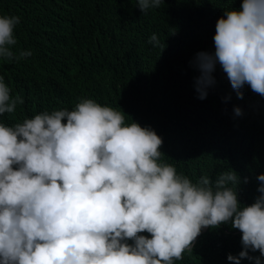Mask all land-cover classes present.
Segmentation results:
<instances>
[{
	"label": "clouds",
	"instance_id": "1",
	"mask_svg": "<svg viewBox=\"0 0 264 264\" xmlns=\"http://www.w3.org/2000/svg\"><path fill=\"white\" fill-rule=\"evenodd\" d=\"M163 3L137 0L143 14ZM19 24L0 14V59L32 56L13 50ZM213 41L214 52L191 61L198 98L216 84L217 65L238 99L245 85L264 97V0L224 9ZM148 43L162 47L155 33ZM10 93L0 75V115L24 104ZM234 113L243 115L240 107ZM163 143L151 127L87 98L72 110L0 123V264H176L204 229L223 224L242 234L243 250L228 261L264 264V174L254 202L243 205L235 170L193 182L162 160Z\"/></svg>",
	"mask_w": 264,
	"mask_h": 264
},
{
	"label": "trees",
	"instance_id": "2",
	"mask_svg": "<svg viewBox=\"0 0 264 264\" xmlns=\"http://www.w3.org/2000/svg\"><path fill=\"white\" fill-rule=\"evenodd\" d=\"M241 3L165 0L143 14L137 0H0V14L20 17L13 50L33 53L19 62L0 59L10 94L24 99L14 113L0 115V123L12 126L94 99L123 111L128 123L154 129L164 141L162 160L193 182L235 170L239 200L249 205L258 195L256 177L264 174V97L245 85L238 99L217 65L216 84L201 100L200 73L191 64L196 53L215 51L218 19ZM153 33L162 47L148 43ZM241 236L231 224L204 229L193 252L176 264H233L227 256L243 250Z\"/></svg>",
	"mask_w": 264,
	"mask_h": 264
}]
</instances>
